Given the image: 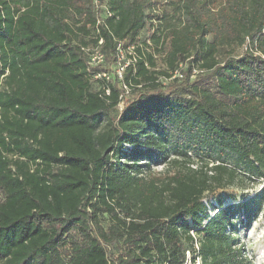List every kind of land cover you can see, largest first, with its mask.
<instances>
[{
  "label": "trees",
  "instance_id": "1",
  "mask_svg": "<svg viewBox=\"0 0 264 264\" xmlns=\"http://www.w3.org/2000/svg\"><path fill=\"white\" fill-rule=\"evenodd\" d=\"M107 6L0 0V264H182L191 232L201 264H254L239 232L264 186L233 189L264 179V0ZM119 44L121 79L88 68Z\"/></svg>",
  "mask_w": 264,
  "mask_h": 264
},
{
  "label": "rangeland",
  "instance_id": "2",
  "mask_svg": "<svg viewBox=\"0 0 264 264\" xmlns=\"http://www.w3.org/2000/svg\"><path fill=\"white\" fill-rule=\"evenodd\" d=\"M153 48L154 47H152V49H150L149 52L152 53L153 58L155 59V64H156L155 70L162 71L165 69V65L163 62L165 51H162L160 49L158 50V52H156L153 50ZM125 61H127V57L125 56V52H123V58L117 60L116 64H114V62H111L110 60L108 62H105L101 68L103 70H106L105 72H108V74L117 73V70H119V68L123 66V62ZM187 66L186 63L180 64L178 66V69L176 70L178 73L177 75L182 76L183 73L187 71ZM198 73H202V71H200L199 68H197L196 66L192 67V72L190 73V79L195 78ZM108 74H106V78L108 77ZM202 74H206V72L204 71ZM176 78H181V77L177 76ZM159 81L164 86L168 85L169 83V80L163 78H159ZM127 96L128 95L124 97ZM192 168H195V166ZM152 170L154 174L159 175L164 173L165 168L162 165L161 166L157 165L156 167H153ZM263 186H264V179L262 180L257 179L255 181H250L247 179V180H243L242 183H237L233 190L235 191L238 197L240 195H245L246 199H248L254 196L256 193H258ZM203 202L204 204L210 207L209 209H211L212 206H215L216 208V203L214 199H206ZM228 203H230V201L227 199L226 204ZM213 213H215V211L212 212L211 214ZM240 244L245 249L246 255L253 260L254 264H264V206L262 208L261 213L258 215L256 221L253 222L251 228L246 231L241 230L239 232V245ZM108 252H109L108 255L109 254L113 255L115 252H117V250L116 248H109ZM117 255H119L118 252L116 256Z\"/></svg>",
  "mask_w": 264,
  "mask_h": 264
},
{
  "label": "built area",
  "instance_id": "3",
  "mask_svg": "<svg viewBox=\"0 0 264 264\" xmlns=\"http://www.w3.org/2000/svg\"><path fill=\"white\" fill-rule=\"evenodd\" d=\"M92 2L95 11L97 12L100 11V14L103 15L105 18L112 17V13L107 6V0H92ZM163 2L165 3L166 0H163ZM102 23L104 24V22L100 18H97L95 25L98 26L99 24ZM102 43L103 41L102 39H100L98 41V46H100ZM98 46L82 49L85 55L87 56V63L89 69L98 68L99 66H102L105 63L104 55L100 51ZM116 50H117V55L114 64H116L117 60L123 58V52H125V56L127 57V61L123 62V66H121L119 70H117V73H115L117 75V78L121 79L124 69L136 61L137 55L134 51V47L127 48L128 50L127 52V50L126 51L122 50L119 44ZM177 74H178L177 71L173 72L172 77L170 79L176 78L177 76L181 77V75H177ZM101 76L108 80V77L106 78V74H101ZM98 77H100V75H98L96 78ZM190 236L194 240L193 249L192 251L188 250L185 252L184 260L182 264H201V259L198 255L199 243L197 240V236L193 232L190 233Z\"/></svg>",
  "mask_w": 264,
  "mask_h": 264
}]
</instances>
